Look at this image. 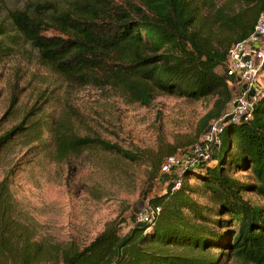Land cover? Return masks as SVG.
I'll return each mask as SVG.
<instances>
[{
    "label": "trees",
    "instance_id": "1",
    "mask_svg": "<svg viewBox=\"0 0 264 264\" xmlns=\"http://www.w3.org/2000/svg\"><path fill=\"white\" fill-rule=\"evenodd\" d=\"M235 4L243 10L236 12ZM262 11L264 0H70L63 7L28 1L9 18L41 64L71 84L110 88L147 106L160 94L215 96L200 122L205 130L220 119L233 94L229 49L252 33ZM20 130L21 124L1 135L0 149ZM50 130L56 160L91 148L136 160L118 143L77 134L68 122ZM26 131L31 142L42 138L37 124ZM213 160L191 159L165 193L149 199V205L161 206L155 224L135 222L121 233L115 219L83 247L73 240L35 239L33 228L15 214L9 172L0 180V264H225L232 258L264 264V204L245 197L255 193L264 199V97L251 119L225 126ZM248 171L249 181L236 176Z\"/></svg>",
    "mask_w": 264,
    "mask_h": 264
},
{
    "label": "rangeland",
    "instance_id": "2",
    "mask_svg": "<svg viewBox=\"0 0 264 264\" xmlns=\"http://www.w3.org/2000/svg\"><path fill=\"white\" fill-rule=\"evenodd\" d=\"M28 1H52L63 7L70 0L0 3V32H5L0 36V136L22 125V130L0 149V180L11 173L15 214L20 222L33 228L30 232L35 239L73 240L83 247L115 219L120 232L126 233L149 199L166 192L184 166L163 173V162L172 153L184 164L192 156L194 144L218 121L200 129L201 119L213 107L216 97L193 100L160 94L147 106L130 102L110 88L69 83L42 65L37 50L13 30L10 11L24 8ZM223 2L228 0H219L220 4ZM231 8L237 12L244 6L235 4ZM218 71L222 72V68ZM60 121L68 122L79 135L97 134L118 143L136 160L99 148L56 160L50 126ZM32 124L40 126L43 132L39 141L31 142L23 133ZM215 152L213 148V155ZM159 158L162 162L157 165ZM236 176L245 181L252 179L249 171ZM191 183L200 181L192 179ZM245 197L252 203L264 204V199L255 193H246ZM199 200L207 201L203 197ZM6 255L12 257L10 253ZM225 264L246 263L232 258Z\"/></svg>",
    "mask_w": 264,
    "mask_h": 264
},
{
    "label": "built area",
    "instance_id": "3",
    "mask_svg": "<svg viewBox=\"0 0 264 264\" xmlns=\"http://www.w3.org/2000/svg\"><path fill=\"white\" fill-rule=\"evenodd\" d=\"M227 73L233 78L236 87L228 110H225L220 119L205 131L201 140L194 144L192 156L185 164L177 155L167 156L161 167L163 173H171L174 168L187 165L191 159L212 160V150L219 148L225 126L253 117L258 101L264 97V11L258 15L252 33L246 39L234 43L229 49ZM180 184L179 180L174 187H179ZM160 211L161 206L148 204L138 212L135 222L153 225Z\"/></svg>",
    "mask_w": 264,
    "mask_h": 264
},
{
    "label": "crops",
    "instance_id": "4",
    "mask_svg": "<svg viewBox=\"0 0 264 264\" xmlns=\"http://www.w3.org/2000/svg\"><path fill=\"white\" fill-rule=\"evenodd\" d=\"M216 152H217V150H216Z\"/></svg>",
    "mask_w": 264,
    "mask_h": 264
}]
</instances>
